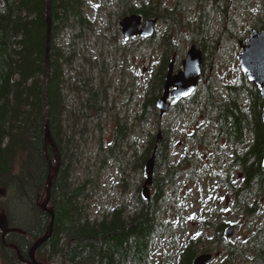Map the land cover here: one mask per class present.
Masks as SVG:
<instances>
[{
	"label": "trees",
	"instance_id": "16d2710c",
	"mask_svg": "<svg viewBox=\"0 0 264 264\" xmlns=\"http://www.w3.org/2000/svg\"><path fill=\"white\" fill-rule=\"evenodd\" d=\"M47 1L0 0V191H4V195L0 193V212L5 214L13 229L4 233V237L0 229V259L3 264H33L29 249L48 231L50 214L40 205L46 198L47 177L55 165L52 149L44 139V114L47 112L50 134L60 153V166L52 178L47 205L53 211L52 230L37 248L36 260L40 264H153L150 258L154 241L167 231V224L161 219L164 188L176 183L181 176V164L160 167L163 161L169 162L172 158L168 133L163 131L156 143L150 199L138 195L133 211L121 205L101 219L91 217L85 203L91 195L90 181L88 178L77 184L71 181L77 161L76 132L81 128L75 114L77 108L70 109L65 96L67 91H74L79 97V106L85 103L81 94H89L87 99L97 96L98 92L88 87L89 77L74 80L70 73L80 57V44L92 28V21L86 15L85 0H50L45 81ZM119 1L124 5V14L138 13L143 18H157L163 14L164 20L179 23L178 16L174 15L176 10L161 12L160 7L153 5L156 0L141 6L132 0ZM259 4L263 18L257 14L255 26L264 29V0H259ZM202 27L196 44L206 50L209 45ZM163 40L168 45L167 51L174 48L170 35H164ZM166 71L161 64L148 84L151 95L143 104L141 123L146 120L145 111L153 109L157 115L156 99L162 91ZM224 88L221 93L205 84L203 92L197 88L190 97L174 103L172 109L180 112L187 102H201L205 111L212 115L213 142L218 144L223 140L231 149L226 173L235 164L242 174L239 185L235 186L226 178L224 184L233 192L235 206L245 210L247 215H255L259 210L255 207L257 198L264 197L262 98L259 89L242 73L238 81L225 84ZM127 136L126 122L118 119L105 154L117 159L124 157L120 148ZM211 138L207 134L201 140L210 142ZM147 144L139 161L142 169L154 150L155 137L151 135ZM143 177L144 174L141 180ZM262 215L263 211L259 210L257 217ZM202 224L215 227L213 239L190 237L179 245L172 264H192L198 253L211 251L213 242H223L222 231L228 222L213 213L211 221L205 220ZM224 245L226 252L220 264H232L238 256L246 258L247 264H264V223L261 221L239 245L230 241ZM248 252L250 256L246 255Z\"/></svg>",
	"mask_w": 264,
	"mask_h": 264
},
{
	"label": "rangeland",
	"instance_id": "374dc122",
	"mask_svg": "<svg viewBox=\"0 0 264 264\" xmlns=\"http://www.w3.org/2000/svg\"><path fill=\"white\" fill-rule=\"evenodd\" d=\"M85 1V12L92 21V28L80 44V57L70 73L74 80L89 77L88 87L98 93L95 99L81 94L85 103L79 106L76 93L66 92L65 102L70 109H78L75 114L82 129L76 132L77 161L71 181L74 184L85 178L90 181L91 195L85 203L92 218L101 219L121 205L133 211L146 178L145 162L142 169L139 161L148 138L151 135L156 138L160 131V141L162 132L167 131L172 158L169 162L163 161L160 167L181 164V176L176 183L164 188L161 219L167 224V231L156 237L150 260L153 264H172L179 245L190 237L213 239L214 230L202 222L211 221L212 214L216 213L234 227L231 237L224 235L222 243L210 248L213 258L208 264H220L226 252L225 243L231 241L239 245L261 221L264 223V197L257 198L255 206L256 210L263 211L262 217H257L259 210L255 215H247L245 210L235 206L233 192L224 182L226 178L235 186L239 185L241 170L234 164L226 173L230 146L223 140L218 144L213 142L212 115L205 111L201 102H187L180 112L171 109L162 117L158 111L156 115L155 110H147L146 120L141 123L139 119L143 115V104L151 95L148 84L158 67L164 64L168 69L172 63V73H176L193 44L202 52L204 60L197 88L203 92L205 84H209L222 93L225 84L238 81L242 73L239 42L245 43L251 31L258 29L255 26L257 14L263 18L259 0H156L153 5L160 7L161 12L176 10L174 15L178 16L179 23L171 19L166 21L160 14L153 37L128 41L122 37L119 21L130 13L124 14V5L119 0ZM132 1L139 6L150 4V0ZM201 26L209 45L206 50L196 44ZM164 35H170V42L174 44L169 51ZM118 119L126 122L128 136L120 148L125 156L117 159L105 152ZM207 134L210 142H203L201 138ZM149 189L153 191L152 186ZM3 214L1 211L0 216ZM246 261L238 256L232 264H247ZM0 264H3L1 259Z\"/></svg>",
	"mask_w": 264,
	"mask_h": 264
},
{
	"label": "water",
	"instance_id": "95a60500",
	"mask_svg": "<svg viewBox=\"0 0 264 264\" xmlns=\"http://www.w3.org/2000/svg\"><path fill=\"white\" fill-rule=\"evenodd\" d=\"M50 0L47 1L46 21H47V37H46V74L45 81L47 80L48 74V51H49V40H50ZM157 22V18H147L143 20L141 14L130 13L124 15L120 21L119 26L121 34L125 41L131 37H143L149 38L154 33V25ZM241 51L239 53V67L242 73L245 74L248 82L252 83L256 88L259 89L260 96L262 98L261 108V120L264 124V29H253L249 36L246 38L245 43L239 42ZM182 68L176 73H172V63L168 66V71L165 76L163 91L158 97L156 105L159 110V114L163 115L168 112L171 106V101L177 102L183 98L190 96L198 85L199 79L201 78L203 68V54L193 44L187 50L185 58L181 62ZM44 139L45 143L48 144L53 152L55 165L52 167L50 174L47 177L46 182V198L40 204L44 211L50 214V222L48 225V231L42 237L36 239L29 249V258L33 264H40L35 257L37 248L47 239L52 230L53 223V211L47 207L50 199V187L52 178L57 174L60 166V153L58 146L51 137L47 112L44 114ZM161 132L157 133V140L160 138ZM262 164L264 165V155L262 157ZM155 166V152L148 157L145 161V180L141 187V196L145 200L150 199L149 186L153 181V172ZM0 193L4 195V191ZM0 229L4 233L13 230L9 227L7 217L5 214L0 216ZM234 231L233 227H228L225 230L226 236H231ZM212 255L210 253H200L195 256L192 260V264H206Z\"/></svg>",
	"mask_w": 264,
	"mask_h": 264
},
{
	"label": "flooded vegetation",
	"instance_id": "af4514ba",
	"mask_svg": "<svg viewBox=\"0 0 264 264\" xmlns=\"http://www.w3.org/2000/svg\"><path fill=\"white\" fill-rule=\"evenodd\" d=\"M140 39V38H139ZM156 142H157V140L155 139V144H154V147H155V145H156ZM208 228H212L214 231H213V235L212 236H214L215 235V227L213 226V225H210V226H208ZM222 234L224 235V230L222 231ZM231 242V241H230ZM213 244H217V242H213ZM231 244H234V243H232L231 242Z\"/></svg>",
	"mask_w": 264,
	"mask_h": 264
},
{
	"label": "snow or ice",
	"instance_id": "6c2138e0",
	"mask_svg": "<svg viewBox=\"0 0 264 264\" xmlns=\"http://www.w3.org/2000/svg\"><path fill=\"white\" fill-rule=\"evenodd\" d=\"M191 218V217H190Z\"/></svg>",
	"mask_w": 264,
	"mask_h": 264
}]
</instances>
